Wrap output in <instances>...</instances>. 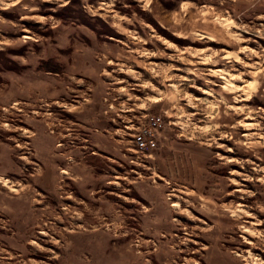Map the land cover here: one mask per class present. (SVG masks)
<instances>
[{
    "label": "rangeland",
    "instance_id": "1",
    "mask_svg": "<svg viewBox=\"0 0 264 264\" xmlns=\"http://www.w3.org/2000/svg\"><path fill=\"white\" fill-rule=\"evenodd\" d=\"M0 264H264V0H0Z\"/></svg>",
    "mask_w": 264,
    "mask_h": 264
},
{
    "label": "built area",
    "instance_id": "2",
    "mask_svg": "<svg viewBox=\"0 0 264 264\" xmlns=\"http://www.w3.org/2000/svg\"><path fill=\"white\" fill-rule=\"evenodd\" d=\"M142 120L132 126L131 144L132 150L140 153L149 152L157 146V133L164 125L163 118L158 113L141 114Z\"/></svg>",
    "mask_w": 264,
    "mask_h": 264
}]
</instances>
